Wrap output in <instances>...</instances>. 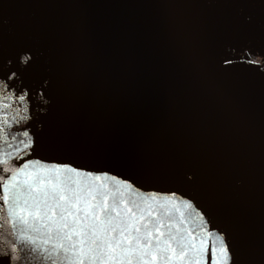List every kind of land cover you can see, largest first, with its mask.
<instances>
[{
    "label": "water",
    "instance_id": "obj_1",
    "mask_svg": "<svg viewBox=\"0 0 264 264\" xmlns=\"http://www.w3.org/2000/svg\"><path fill=\"white\" fill-rule=\"evenodd\" d=\"M218 18L243 28L240 50L179 52ZM251 37L264 44V0H0V264L97 255L84 212L17 221L28 175L151 208L191 233L192 264H264V88L241 65L224 68L227 81L210 75L234 61L264 71V56L239 45ZM114 255L94 264H127Z\"/></svg>",
    "mask_w": 264,
    "mask_h": 264
},
{
    "label": "snow or ice",
    "instance_id": "obj_2",
    "mask_svg": "<svg viewBox=\"0 0 264 264\" xmlns=\"http://www.w3.org/2000/svg\"><path fill=\"white\" fill-rule=\"evenodd\" d=\"M32 180L33 176L28 175L23 185L13 195V214L17 221L29 229H33L35 222L44 220L45 217H47V221H52L57 214V209L64 221H67L71 216L78 218L79 213L84 212L85 220L90 221L85 225L87 231L84 232V235L91 245L90 251L97 253L92 257L93 264L103 256L115 260L114 253L117 249H120L122 254L128 258L127 264H133L132 257L134 255L137 264H156L158 259L163 264H174V262L192 264V260L188 258L189 253L199 254L200 249L193 242L194 238L189 239L190 232L187 235H183L179 230L173 233L172 226H166L163 223V217L155 218L153 210L147 206L142 207L133 202V207H127V201L116 200L110 205L106 194L96 193L92 189L72 188L67 183L62 184L60 181L53 183L51 180L43 179L34 186L31 183ZM16 187V184H13L9 191ZM98 195L103 196L102 201L98 199ZM85 197H89V199H85ZM147 199L155 200L156 197ZM93 201L96 203L93 204ZM82 203L84 204L83 208L81 207ZM185 207L187 208L189 205H185ZM70 209H75V211H70ZM29 217L32 219L31 224ZM76 222L79 224V219ZM67 227L68 224L64 223L63 228ZM161 228H166V239H163L166 233L161 231ZM34 230L39 231V229ZM19 231L24 232L25 229L21 228ZM114 233H118L119 238L113 235ZM154 233L158 235L154 236ZM23 238L22 236L21 239ZM65 238L71 239V235L69 234ZM153 241H155L154 248ZM30 242L35 243V241ZM173 244L176 247H173ZM60 247L62 248L63 245ZM223 251L221 249L222 253ZM145 257L150 258L145 259ZM196 264H200L199 260L196 261Z\"/></svg>",
    "mask_w": 264,
    "mask_h": 264
},
{
    "label": "rangeland",
    "instance_id": "obj_3",
    "mask_svg": "<svg viewBox=\"0 0 264 264\" xmlns=\"http://www.w3.org/2000/svg\"><path fill=\"white\" fill-rule=\"evenodd\" d=\"M243 28H231L227 24L220 23V18L214 21L213 27L210 28V33L205 36H199L194 38L192 43L187 44V46L179 49V52L186 57L194 56H214L224 53H230L232 51L240 50L238 44L234 43L236 41V33H240ZM249 37V36H248ZM247 37V38H248ZM245 43V44H243ZM243 44V45H241ZM239 45L242 48H249L253 51V54H258L264 56V44L259 39L251 37L246 42H240ZM241 65L248 69L249 72H254L258 76V84L260 88H264V71H260L254 67H259L258 64L247 63L242 61L226 62L218 66L213 67L210 70V75L217 80L227 81L230 79V66ZM253 66V67H251ZM227 68V69H224ZM258 70V71H257Z\"/></svg>",
    "mask_w": 264,
    "mask_h": 264
},
{
    "label": "flooded vegetation",
    "instance_id": "obj_4",
    "mask_svg": "<svg viewBox=\"0 0 264 264\" xmlns=\"http://www.w3.org/2000/svg\"><path fill=\"white\" fill-rule=\"evenodd\" d=\"M241 50H242L243 52H253V51L249 48V45L246 46V48H241ZM261 67L264 68V66H262V65H261Z\"/></svg>",
    "mask_w": 264,
    "mask_h": 264
}]
</instances>
